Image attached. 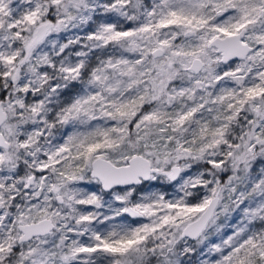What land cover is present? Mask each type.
Listing matches in <instances>:
<instances>
[{"label": "snow or ice", "instance_id": "snow-or-ice-1", "mask_svg": "<svg viewBox=\"0 0 264 264\" xmlns=\"http://www.w3.org/2000/svg\"><path fill=\"white\" fill-rule=\"evenodd\" d=\"M0 264H264V0H0Z\"/></svg>", "mask_w": 264, "mask_h": 264}]
</instances>
